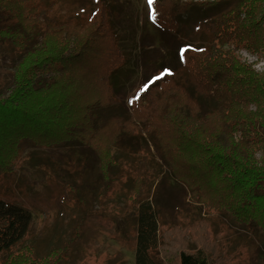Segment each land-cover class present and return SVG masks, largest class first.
Segmentation results:
<instances>
[{
    "label": "trees",
    "instance_id": "obj_1",
    "mask_svg": "<svg viewBox=\"0 0 264 264\" xmlns=\"http://www.w3.org/2000/svg\"><path fill=\"white\" fill-rule=\"evenodd\" d=\"M37 1L0 0V45L7 43L18 59L9 67L11 77L0 87V173L4 171L2 164L10 166L9 148L18 150L24 140L66 148L84 157L85 148L93 149L94 132L120 123L115 141L119 143L128 134L126 123L132 118L125 98L114 96L112 89L117 74L135 68L117 63L114 52L111 65L93 62L101 50L94 49L99 42L96 39L107 35L84 38L91 23L72 20L45 27L47 12ZM103 5L105 15L100 19L110 26L107 6ZM202 5L196 7L204 10ZM205 9L214 16L209 25L204 26L209 20L200 23L207 42L184 48L183 75L173 81L172 68L161 70L170 74L144 91L153 97L140 93L138 100L143 104L149 101V111L159 112L160 119L167 117L174 124L182 152H192L193 165H185L190 161L186 156L180 167L184 170L180 174L190 180L188 185L219 180L228 190L225 196L232 198L225 207L227 216L238 226L252 228L264 243V70L258 72L236 54L264 55V0H220ZM170 29L176 35L177 30ZM168 89L175 92V101ZM90 90H97V94L90 95ZM155 92L159 93L157 98ZM150 118L148 115L145 120L151 122ZM53 127L58 128L56 132ZM44 129L48 133L41 131ZM119 158L127 159L125 153L115 152L110 162H95L88 174L97 185L106 174L110 183L119 171ZM171 164L179 177L178 160ZM158 205L155 196L138 203L134 264H164L154 255L163 237ZM31 223L28 209L0 199V259L23 242ZM178 257L179 264H211L204 248L182 250ZM1 264L49 261L32 258L25 249L7 255Z\"/></svg>",
    "mask_w": 264,
    "mask_h": 264
},
{
    "label": "rangeland",
    "instance_id": "obj_2",
    "mask_svg": "<svg viewBox=\"0 0 264 264\" xmlns=\"http://www.w3.org/2000/svg\"><path fill=\"white\" fill-rule=\"evenodd\" d=\"M218 1H37L47 12L45 27L72 20L82 25L91 23L84 38L107 35L100 37L106 42L96 39L99 42L94 49L101 50L93 62L101 60L111 65L114 52L117 63L135 68L130 73L117 74L112 89L114 96L125 98L132 118L126 123L128 134L119 143L115 141L120 123L94 132L93 151L85 148L84 157L66 148L33 145L27 140L18 150L9 148L7 155L12 160L9 167L1 165L4 171L0 173V199L28 209L32 223L23 242L4 254L0 264L7 255L25 249L32 258L47 259L49 264H134L135 212L141 200L152 196L159 203L163 234L154 255L164 264H179L180 251L194 252L198 247L204 248L211 264H264L262 237L252 228L238 226L225 212L232 199L229 194L225 196L228 190L217 179L188 185L190 180L180 174L184 171L180 167L186 156L190 161L185 165H193L189 156L192 152H182L174 124L167 117L160 119L159 112L149 111V101L143 104L136 98L145 93L142 89L147 81L161 76L167 67L172 68L173 81L183 75V50L207 42L200 23H211L214 16L205 8ZM103 4L107 6L110 26L100 19L105 15ZM199 4H204V10L196 7ZM170 27L177 30L176 35ZM4 45H0V87L11 77L10 65L18 60L16 52L7 43ZM236 54L258 72L264 70V55L257 58L245 51ZM90 92L92 96L97 94V90ZM168 94L175 101V92L168 89ZM157 95L155 92L154 98ZM107 97L103 94V98ZM148 115L151 122L145 120ZM57 129L52 128L53 132ZM115 152L125 153L127 159L119 158L115 180L108 183V175L100 174L103 180L97 185L88 173L95 162H110ZM177 160L179 177L168 165Z\"/></svg>",
    "mask_w": 264,
    "mask_h": 264
},
{
    "label": "snow or ice",
    "instance_id": "obj_3",
    "mask_svg": "<svg viewBox=\"0 0 264 264\" xmlns=\"http://www.w3.org/2000/svg\"><path fill=\"white\" fill-rule=\"evenodd\" d=\"M153 2H154V0H149V3H150V4L153 3ZM153 19H155V13H153ZM169 74H170V73L165 72V73H162L161 76H157V77H155V78L153 79V81H151L149 84H146V85L144 86V88L142 89V91H148L149 88H150V86H151V83H154L155 81L161 79L164 75H169ZM136 98L138 99L139 96H137Z\"/></svg>",
    "mask_w": 264,
    "mask_h": 264
}]
</instances>
